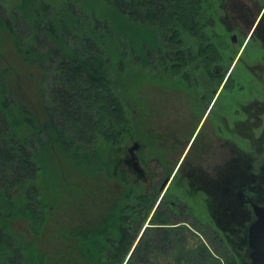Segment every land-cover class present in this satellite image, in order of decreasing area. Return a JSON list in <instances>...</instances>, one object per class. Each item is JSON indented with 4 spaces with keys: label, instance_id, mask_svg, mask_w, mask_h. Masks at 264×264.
I'll use <instances>...</instances> for the list:
<instances>
[{
    "label": "trees",
    "instance_id": "trees-1",
    "mask_svg": "<svg viewBox=\"0 0 264 264\" xmlns=\"http://www.w3.org/2000/svg\"><path fill=\"white\" fill-rule=\"evenodd\" d=\"M203 16L201 0H0V52L9 37L20 60L40 69L44 111L38 120L9 86L10 67H0V264H248L247 243L237 250L228 233L191 245L189 233L202 228L175 222L161 203L142 232L157 197L135 194L126 179L105 221L59 227L57 246L41 245L56 202L37 180L51 152L55 167L100 156L97 171L111 168L130 131L131 84L145 70L156 79L189 63L183 35ZM236 235L246 241V231Z\"/></svg>",
    "mask_w": 264,
    "mask_h": 264
},
{
    "label": "rangeland",
    "instance_id": "rangeland-1",
    "mask_svg": "<svg viewBox=\"0 0 264 264\" xmlns=\"http://www.w3.org/2000/svg\"><path fill=\"white\" fill-rule=\"evenodd\" d=\"M247 1L249 6H254V1ZM256 1L258 5L264 4V0ZM258 5L255 3V11H257ZM203 6L206 7V4L203 3ZM203 11L202 20L204 22L212 21V23L205 24L200 20L201 26H199L202 28L203 33L199 32V26L194 29L193 33L198 32L201 36H204V39L208 40H203L204 43L214 44L213 48L218 49V55L224 60L223 64L231 66V79L224 93L220 96V102L223 103V100H229L226 103H230L231 106L230 116L232 123L236 119L238 123L240 120L245 121L244 132H236L235 135L232 134L231 136L234 137L232 140L237 142L240 135L245 136V149L250 157L255 152L257 145L256 114H258V111H261L263 115L264 124V71L261 72L259 64V58L264 52V43L259 35L247 41L248 37H245V31L240 28L230 31L232 28L225 22L220 24L216 18L215 20L211 18L212 12L210 13L206 9H203ZM236 33L240 37L239 43H233L231 39ZM222 35L225 38L219 39L218 37H222ZM183 36L188 44L187 46L195 50L197 41L191 36ZM201 40L199 41L201 42ZM196 65L198 68L204 66L200 61L190 60L185 66L177 67L174 71L170 68L164 70L161 74H158L159 76L156 79L155 77L151 79V76L155 73L150 75L149 70H145L144 74L149 76H138L134 80L133 84H131V91L127 94L128 99L125 107L130 121V131L122 146L119 147L121 150L119 151L116 146L114 157L110 156V158L112 157L110 160L111 168L102 173L97 171L102 165L100 156L90 159L86 157L81 162L78 159L77 164L72 163L70 160L61 161V163L58 161V168L54 166L56 163H54V155L51 152V164L48 165V169L40 173L37 180L40 192L46 195L47 202L51 204L56 202L45 225V232L41 237L42 247L57 246L59 242L56 241L55 233L59 227H87L90 222L94 224L97 221H105V217L110 214L116 206L118 198L122 195L120 192H124L126 189L122 182L119 185L120 178L118 174L123 173L122 168L124 167H117V160L125 156L128 148L133 146V141L135 140L140 142L141 149L138 155L142 166L148 173V181L146 183L137 180L136 182H131L134 185L133 192L135 194H149L151 197H157L156 205L150 212L147 221L143 224L142 232L147 225H150L155 209L160 203V182L165 172V166L161 163V148L167 140V136L163 137L164 127L167 126L168 131L169 129L173 131L175 127L174 120L175 115H177L175 104H178L181 92L176 91V82L180 80L179 73L182 71L185 76H188L189 81L191 80V75L201 77L202 71L200 69L192 70V67H196ZM0 67H10V73L7 78L9 86L17 97L38 116V120L44 118L40 100L41 71L38 67L28 66L20 60L9 37H5L1 47ZM191 70L194 72H191ZM187 96L191 97L190 95ZM259 100L263 101L260 106L258 105L261 102ZM145 116L147 117L145 118ZM237 127H239L238 124ZM166 156L168 159L166 161V172H169L175 164L176 155L170 151ZM47 158V154L44 153L43 159L47 160ZM182 185L181 178L177 175L168 191V196H179V199L186 203L187 208L191 209L193 215L191 217H176L175 222L186 223L195 231L202 228V230H199L201 233H189L191 245L195 246L200 243L202 238L207 239L205 233L208 232L211 234V232L218 230L226 234L227 232L222 229L223 227L220 228L214 217L209 215L204 200L202 198H194L192 195L189 196L190 190L187 189V186ZM134 196L128 200V203L133 204L135 202ZM27 224L25 220H20L16 223V227L25 231ZM236 234L238 233L230 234L232 236V244H234L233 241L237 242L239 239Z\"/></svg>",
    "mask_w": 264,
    "mask_h": 264
},
{
    "label": "flooded vegetation",
    "instance_id": "flooded-vegetation-1",
    "mask_svg": "<svg viewBox=\"0 0 264 264\" xmlns=\"http://www.w3.org/2000/svg\"><path fill=\"white\" fill-rule=\"evenodd\" d=\"M252 1L254 6H249L247 0H202V9L212 12L211 18H216L220 24L225 22L232 28L230 31L239 28L245 31L247 41L259 35L264 43V4L258 5L256 0ZM255 3L258 5L257 11ZM203 23L210 24L212 21ZM236 34L231 37L233 43H239L240 37ZM191 37L197 41L196 49L191 51V60L200 61L204 66L192 67V70L202 71L201 77L191 75L189 81L182 71L179 73L180 80L176 82V91L181 92L179 102L175 104V127L173 131L164 127L163 137L167 136V140L162 145L163 149L161 148V163L165 166V172L160 182V203L162 209L174 218L193 216L191 209L187 208L179 196H168L175 177L179 175L182 186H187L190 190L189 196L204 200L209 215L214 217L220 228L223 227L228 234L244 231L248 233L249 225L255 219L253 204L264 206L263 115L261 111L256 114L257 145L255 152L249 157L245 149V136L240 135L238 142L232 140L234 137L231 136L236 132H244L245 121L240 120L238 123L236 119L232 123L231 106L226 103L229 100L220 102V96L231 79V66L223 64L224 60L218 55V49L216 54H211L215 51L214 44L204 43L203 40L208 41L204 36L196 32ZM218 38L223 39L225 36ZM259 64L261 72L264 71V52L259 58ZM259 101L260 106L263 101ZM135 143L139 144L134 152L135 159L130 152L131 146L125 156L117 160V167L123 166L125 173L118 174L119 185L126 178L130 183L136 180L144 183L148 181V173L138 155L140 142L135 140L133 145ZM170 151L176 155L175 164L166 172V154ZM168 177L169 181L161 190ZM233 243V247L238 250L247 243V238L246 241L239 242L238 239ZM246 249L250 264L248 245ZM238 252L237 256L241 257Z\"/></svg>",
    "mask_w": 264,
    "mask_h": 264
},
{
    "label": "water",
    "instance_id": "water-1",
    "mask_svg": "<svg viewBox=\"0 0 264 264\" xmlns=\"http://www.w3.org/2000/svg\"><path fill=\"white\" fill-rule=\"evenodd\" d=\"M138 148V143H135L130 148V152L133 154L134 159V152ZM168 181L169 177L162 184L161 190L164 189ZM253 209L255 213V219L249 225L247 233V245L249 248L251 260L250 264H264V206L253 204Z\"/></svg>",
    "mask_w": 264,
    "mask_h": 264
}]
</instances>
